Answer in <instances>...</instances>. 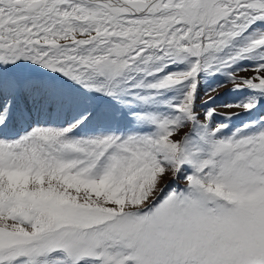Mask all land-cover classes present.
<instances>
[{
	"label": "snow or ice",
	"instance_id": "1",
	"mask_svg": "<svg viewBox=\"0 0 264 264\" xmlns=\"http://www.w3.org/2000/svg\"><path fill=\"white\" fill-rule=\"evenodd\" d=\"M0 264H264V0H0Z\"/></svg>",
	"mask_w": 264,
	"mask_h": 264
},
{
	"label": "rangeland",
	"instance_id": "2",
	"mask_svg": "<svg viewBox=\"0 0 264 264\" xmlns=\"http://www.w3.org/2000/svg\"><path fill=\"white\" fill-rule=\"evenodd\" d=\"M177 139H179V137H177Z\"/></svg>",
	"mask_w": 264,
	"mask_h": 264
}]
</instances>
